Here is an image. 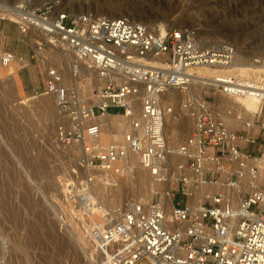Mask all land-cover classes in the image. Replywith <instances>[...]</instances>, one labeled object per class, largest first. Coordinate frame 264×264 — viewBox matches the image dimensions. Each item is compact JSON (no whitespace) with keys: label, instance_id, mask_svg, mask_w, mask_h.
<instances>
[{"label":"built area","instance_id":"2783aa9c","mask_svg":"<svg viewBox=\"0 0 264 264\" xmlns=\"http://www.w3.org/2000/svg\"><path fill=\"white\" fill-rule=\"evenodd\" d=\"M33 1L17 0L11 16L0 14V68L37 61L43 86L35 93L55 96L64 117L55 142L73 156L60 219L81 234L89 264H264V79L228 72L201 82L194 68L227 67L236 50L229 42L204 45L188 26L161 32ZM5 19L29 36L28 56L3 46ZM54 49L70 55L73 75L79 66L93 74L90 94L47 65ZM217 95L254 96L259 111L243 118ZM109 114H123L127 125L121 139L102 143L92 120ZM239 115L231 126L229 117ZM185 119V136L171 142L167 130ZM136 167L165 188L108 205L96 187H114Z\"/></svg>","mask_w":264,"mask_h":264},{"label":"rangeland","instance_id":"374dc122","mask_svg":"<svg viewBox=\"0 0 264 264\" xmlns=\"http://www.w3.org/2000/svg\"><path fill=\"white\" fill-rule=\"evenodd\" d=\"M50 1L57 7L61 1L62 7L71 13L123 14L159 27L158 21L167 20L169 27L192 28L204 45L232 43L245 61L253 59V54L264 57V0ZM16 2L0 0V14L9 16L6 11ZM1 25L5 29L3 46L28 56L33 46L29 36L20 34L9 19L1 21ZM47 65L57 67L65 82L70 80L67 57L60 50L47 52ZM42 77L37 61L26 67L13 64L0 68V264H89L80 245L81 234L63 226L60 219L61 186L73 164V156L55 142L56 128L64 121L55 96L35 93L43 86ZM47 99L50 109H39V104ZM240 117H236L237 121ZM242 117L248 118L245 113ZM121 131L113 129L112 133ZM185 134L183 127L176 139L170 141L182 139ZM135 173L134 169L130 175L135 177ZM129 177L120 178L115 187L98 185L96 190L108 205L146 199L144 189L142 193H132L135 186L127 183ZM116 190L124 198L128 194L127 199L115 200ZM179 199L174 193L173 201Z\"/></svg>","mask_w":264,"mask_h":264},{"label":"bare ground","instance_id":"6f19581e","mask_svg":"<svg viewBox=\"0 0 264 264\" xmlns=\"http://www.w3.org/2000/svg\"><path fill=\"white\" fill-rule=\"evenodd\" d=\"M33 3L34 4H40L41 2L39 0H35V1H33ZM58 3H59V7H57V8L59 10H66V8L62 7V4H60L61 1H58ZM6 9H8V7ZM9 9H10L9 11H6L7 13H9V12L11 13V11L13 10V7L9 8ZM10 13H9V16H11ZM78 13H83V12H78ZM110 15H111L110 17H117V16L124 17L123 14H118V15L117 14H110ZM162 23H164L165 26ZM158 24L160 25L161 32H165L168 28H170L169 27L170 24L167 23V20L163 21V22L158 21ZM235 50L236 51L234 54V60H233L232 64L227 66V67L199 66V67L194 68L193 71L197 75V79H199L201 82L206 83V82L210 81V78L212 76H216V75L228 73V72L232 73V74H236L238 76H252V77H255L257 79H261V78L264 79V62L263 61H259V62L256 61V60H264V57H262V58L257 57V55L253 54L252 55L253 59L245 61L239 57L240 56L239 53L241 52L239 50V48H235ZM62 53L64 56L67 57L69 71H70L69 72L70 73V80L65 82L63 79V83L65 85H67L68 87H76V88L80 87L83 89V91H87V94H90L89 90H87V89H89L93 84V81H94L93 74L89 70L85 69L84 67L79 66L78 67L79 73L76 75H73L72 71H71V66H70V60H71L70 55L67 52H62ZM201 90H202V87L199 86L198 91H201ZM221 99L222 100L228 99V103L230 105L234 106L237 109L238 113H240V110H242V113H245L246 116L250 119L253 118L254 113L258 112L259 108H260V100L256 97L250 96V95L238 96V97H232V98L231 97H225V95H221ZM88 104H89V101H88ZM90 104H91V101H90ZM50 107H51V104L49 102V99L43 100V102H41V104H39V109H50ZM15 111H18V110H15ZM22 113L24 114V112H22ZM92 121L99 123L101 126L100 141L102 143H105L107 140L111 141L110 137H114V139H116L117 136L118 137L120 136L117 139H121L123 136V131H125L126 125H127L126 121H125V116L123 114H109V115H105L102 117H95ZM123 123H125V126L123 125ZM237 123H238L237 118H234V116L229 117V124L231 126L235 127L237 125ZM180 124L178 125V127H175L171 124V127H169V129L167 130L169 140H175L176 137L179 135L180 131L183 129V127L187 128L189 126L190 121L185 119V120H182ZM123 126H124V129H123ZM113 129L118 130V131H121V129H123V131L118 132V133H112ZM120 133H121V135H120ZM263 158H264V154H263ZM135 172H137V174L135 173L136 174L135 177L129 175L130 177H129V180L127 181V183L130 182V184L135 186L134 187L135 189L131 190L133 194L142 193L143 189H144V192L147 195L146 199H144V200L150 199L152 197V193L154 192V190H156V189L163 190L165 188L164 184H162V183L152 182V180L149 178V176L145 170H143L139 167H136ZM117 185H119V183H117L115 186H117ZM101 186L107 187L105 185H101ZM127 196H128V194H127ZM127 196H125V198H124L123 194L119 190H116L114 198L117 201L121 200V199L126 200Z\"/></svg>","mask_w":264,"mask_h":264}]
</instances>
